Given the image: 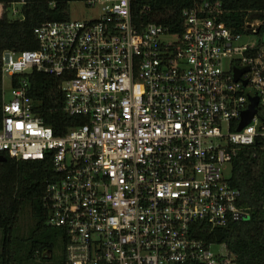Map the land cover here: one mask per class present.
I'll use <instances>...</instances> for the list:
<instances>
[{
    "label": "built area",
    "instance_id": "obj_1",
    "mask_svg": "<svg viewBox=\"0 0 264 264\" xmlns=\"http://www.w3.org/2000/svg\"><path fill=\"white\" fill-rule=\"evenodd\" d=\"M137 1L105 0L92 21L36 28V50L4 52L0 155L52 164L47 225L65 232L70 264H237L199 237L249 217L226 168L264 144V48L241 43L261 22L240 33L195 0L182 34L141 30ZM34 72L64 80L65 113L82 119L63 136L14 85ZM251 98L258 113L238 131Z\"/></svg>",
    "mask_w": 264,
    "mask_h": 264
},
{
    "label": "trees",
    "instance_id": "obj_2",
    "mask_svg": "<svg viewBox=\"0 0 264 264\" xmlns=\"http://www.w3.org/2000/svg\"><path fill=\"white\" fill-rule=\"evenodd\" d=\"M80 1L86 0H0V124L4 52L36 50L35 29L46 23L71 20L70 5ZM210 2L214 8L211 13L237 32L249 34L245 24L260 21L259 49L264 48V0ZM194 5L195 0H138L133 6V20L141 30L155 24L179 35L185 29L183 11ZM14 6L20 7L15 13ZM13 81L17 87L23 81L26 83L35 114L53 129L55 135H65L82 121L65 113L64 80L34 72L18 76ZM0 156L7 158L6 162H0V264H70L65 255V232L47 225L49 213L44 198L54 179L52 164L18 161L7 154ZM229 182L241 192L239 206L248 213L249 219L243 222L233 220L230 226L210 236L207 234L209 229L204 228L199 239L226 245L237 264H264V144L237 152L231 163ZM27 207L35 225L27 237H21L18 235L19 222ZM59 242L63 255L57 263L54 251Z\"/></svg>",
    "mask_w": 264,
    "mask_h": 264
},
{
    "label": "rangeland",
    "instance_id": "obj_3",
    "mask_svg": "<svg viewBox=\"0 0 264 264\" xmlns=\"http://www.w3.org/2000/svg\"><path fill=\"white\" fill-rule=\"evenodd\" d=\"M100 1V2H99ZM93 0L96 6L89 7L88 2L80 1L76 3H72L69 8V16L71 20L76 21H92L99 15V10L101 8L100 3L104 2L105 0ZM19 6H14L13 11L14 13L19 10ZM258 23V20L252 21ZM261 37L258 35H246L242 40L241 43L245 45L251 46H259L260 45ZM3 90L6 92V97H10V83L9 78L4 77L3 79ZM227 175L231 174V167L227 166L226 168ZM35 222L32 218L30 208L27 207L24 210L19 222V233L18 235L21 237H27L33 230ZM1 242H2V233L0 231V250H1ZM212 251L216 254L226 255L228 250L225 245H218L212 249ZM63 255V247L61 242L58 243L55 251H54V258L56 262L59 263L61 261V257Z\"/></svg>",
    "mask_w": 264,
    "mask_h": 264
},
{
    "label": "water",
    "instance_id": "obj_4",
    "mask_svg": "<svg viewBox=\"0 0 264 264\" xmlns=\"http://www.w3.org/2000/svg\"><path fill=\"white\" fill-rule=\"evenodd\" d=\"M259 32L260 30L258 31V34ZM248 71H249L248 68L244 70H238V69L235 70L234 71L235 81L239 82L241 80L242 75L247 73ZM243 84L244 86H246L247 82L244 81ZM250 101H251V104L249 106V109L242 114V119H241L240 126L238 128V131H242L245 127H247L251 123L254 116H256L258 113L257 107L259 105V98H251ZM6 161H7V158L5 156H0V162H6ZM248 219L249 218L247 216H238L236 222H243Z\"/></svg>",
    "mask_w": 264,
    "mask_h": 264
}]
</instances>
